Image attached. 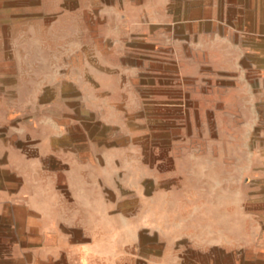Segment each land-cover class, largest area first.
<instances>
[{
  "label": "rangeland",
  "instance_id": "rangeland-1",
  "mask_svg": "<svg viewBox=\"0 0 264 264\" xmlns=\"http://www.w3.org/2000/svg\"><path fill=\"white\" fill-rule=\"evenodd\" d=\"M0 207V264H264V0H0Z\"/></svg>",
  "mask_w": 264,
  "mask_h": 264
},
{
  "label": "crops",
  "instance_id": "crops-1",
  "mask_svg": "<svg viewBox=\"0 0 264 264\" xmlns=\"http://www.w3.org/2000/svg\"><path fill=\"white\" fill-rule=\"evenodd\" d=\"M48 156H50L57 163L61 162V163L58 164L59 165L58 172H59V174H62L63 171H61V170H63V165H64L62 162H65V160H67V159L65 158L64 155H62L59 152L46 151V152H42L40 155L39 154L38 155L37 154L33 155V154H30V153L28 154V153L25 152V153H21L20 154V159L23 160V161H29V160L30 161L31 160L36 161L37 159H39V160H43L44 159L45 160V159L48 158ZM56 172H57V170H56ZM0 210H1V207H0ZM2 224H3V221H2V218H0V227H1ZM2 234H3V231L0 230V248H1Z\"/></svg>",
  "mask_w": 264,
  "mask_h": 264
}]
</instances>
